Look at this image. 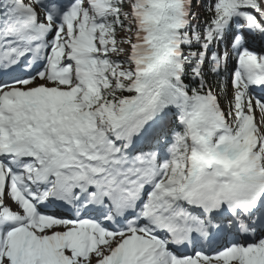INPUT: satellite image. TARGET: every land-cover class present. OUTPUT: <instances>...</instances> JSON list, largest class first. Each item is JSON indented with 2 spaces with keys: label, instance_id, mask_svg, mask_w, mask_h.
I'll list each match as a JSON object with an SVG mask.
<instances>
[{
  "label": "snow or ice",
  "instance_id": "1",
  "mask_svg": "<svg viewBox=\"0 0 264 264\" xmlns=\"http://www.w3.org/2000/svg\"><path fill=\"white\" fill-rule=\"evenodd\" d=\"M0 264H264V0H0Z\"/></svg>",
  "mask_w": 264,
  "mask_h": 264
}]
</instances>
